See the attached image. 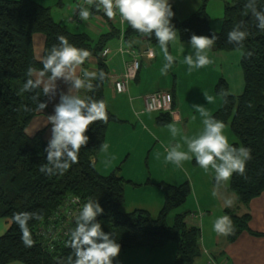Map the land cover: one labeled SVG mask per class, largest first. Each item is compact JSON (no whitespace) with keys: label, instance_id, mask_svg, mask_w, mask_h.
<instances>
[{"label":"trees","instance_id":"16d2710c","mask_svg":"<svg viewBox=\"0 0 264 264\" xmlns=\"http://www.w3.org/2000/svg\"><path fill=\"white\" fill-rule=\"evenodd\" d=\"M209 1L203 0L201 7L183 20L177 17L176 8L172 5L175 13L172 23L184 43L189 42L192 34L211 37L216 31L218 39L213 49L222 51L236 50V46L227 41V33L235 25L243 21V30L249 33L241 59L244 90L240 95H234L230 93L227 81L220 79L216 92L221 97L222 93H227V102L222 97L221 108L212 115L230 125L237 138L234 146L251 150L245 174L234 173L229 185L238 204L247 206L264 193V32L255 26L250 14L244 15L247 0H222L225 6L222 27L218 31L213 29L212 18L207 11ZM257 6L258 10L264 9V0H258ZM38 33L46 37L44 57L53 45L59 43L57 38L64 36L69 43L96 56L98 73L102 71L105 74L103 80H91L93 90L89 91V97L104 100L108 120L90 125L86 132L89 141L86 147L81 148L78 163L72 164L62 175L48 176L39 171V166L46 162L44 149L48 140L44 137L45 130L32 136L27 132L32 120L48 109L37 111V102L32 97L39 93V100L48 101V106L49 98L44 96L42 88L32 92L20 91L29 78L27 69L43 68L35 55L34 35ZM119 34L120 30L114 27L113 31L102 34L94 42L87 33L73 31L57 22L48 6L34 0H0V219L9 223L0 235V264H59L66 261L73 254L71 248L65 246L68 227L62 226L67 221L62 208L69 197H78L84 203L89 199L98 200L104 212L97 221L121 245L114 264H120L121 256L127 250L160 249L170 243L177 245L175 264H196L201 257L202 232L199 227L186 222L188 213H178L170 221V214L184 205L192 192L189 181L180 185L160 184L164 190V204L157 217L141 209L127 213L123 210L125 184L131 181L119 174L120 168L108 176L102 175L94 162L101 151L100 146L105 143L109 125L119 121L107 107L106 88L110 70L106 58L101 56L107 43ZM140 38H146L152 45L158 44L154 36L144 37L126 25L127 43ZM171 94L175 108L174 91ZM24 106L31 111H25ZM158 114L161 124L172 121L169 113ZM22 211L36 212L42 217L29 221L35 241L31 248L23 244L20 229L12 219L14 213ZM225 214L231 217L235 227L234 234L227 236L228 242L234 243L244 232L264 235L250 228L252 215L249 212L238 215L236 210L227 208ZM73 225L69 223V226Z\"/></svg>","mask_w":264,"mask_h":264},{"label":"clouds","instance_id":"9594fccd","mask_svg":"<svg viewBox=\"0 0 264 264\" xmlns=\"http://www.w3.org/2000/svg\"><path fill=\"white\" fill-rule=\"evenodd\" d=\"M258 0H247L244 5V15H251L255 26L264 32V9L257 6ZM89 6L96 11H103L104 15L113 19L119 15L121 22L126 23L131 29L144 37H155L159 48L163 53L165 63L161 73L166 75L174 63V57L169 53V44L180 40L179 31L172 23L175 13L169 0H84L77 5L80 21H88L91 16ZM244 29L241 21L227 33L228 43L234 44L236 50L244 53V41L249 33ZM218 31V30H217ZM214 31L211 35L192 34L189 40L190 52L184 56L183 62L187 70L204 68L213 63L209 56L217 37ZM59 43L53 45L50 52L41 60L42 70L33 67L27 69L29 77L21 88V92H32L43 89V94L49 100L58 93L57 81L62 80L68 85L67 91H59V102L54 104L53 114L47 116V123L51 125V138L44 151L46 162L39 166V171L48 176L62 175L72 164L78 163L79 152L86 147L89 137L86 135L90 125L97 121L107 122L108 113L104 100H96L92 97L82 98L81 89L93 90L92 79L103 80L105 74L83 72L82 77L76 75V68L82 65L89 57L88 50L78 48L69 43L64 36H59ZM250 56L251 53H248ZM35 77V78H33ZM225 98L227 93H222ZM208 104L214 100L212 96L204 93ZM37 102L36 110L42 111L48 107V101H40L39 93L32 97ZM202 118V130L191 137L184 136L183 142L187 150H181V144L175 143L165 147L164 163L173 164L182 168L185 161L193 158L205 173L211 170L217 185L230 181L233 174L243 176L246 163L251 159V150L244 146H234L229 142L225 134L226 125L216 119L203 105L191 106ZM25 111L31 109L24 106ZM195 119V116L193 117ZM167 128L175 138L179 129L175 124H168ZM102 151H107L108 144L102 143ZM159 158V154H157ZM104 209L98 200L89 199L80 208L75 216V227L68 233L65 246L71 248L72 255L59 264H114L119 256L121 245L110 232L106 233L97 221V217L103 214ZM42 217L36 212H16L13 214V222L21 232V240L25 247H33L34 239L29 228V221ZM213 230L220 236L234 234L235 227L231 217L223 215L213 223Z\"/></svg>","mask_w":264,"mask_h":264},{"label":"crops","instance_id":"0c3cea01","mask_svg":"<svg viewBox=\"0 0 264 264\" xmlns=\"http://www.w3.org/2000/svg\"><path fill=\"white\" fill-rule=\"evenodd\" d=\"M34 1L44 6L50 7L53 18L57 22L67 26L71 30H73L71 26H79V28L82 27L83 31L80 32H84L90 35L94 42L97 41L102 34H106L113 31L114 27L120 30L119 36H116L111 39L106 45V47L111 49V53L106 58L110 70V80L106 88V102L108 109L114 115H116L119 121L113 122L109 125L105 140V143L108 144V149L107 151L101 150L94 158V162L98 171L102 175L108 176L113 173L114 170L120 168L121 172L119 170V174L127 181L132 182H129L128 185L125 184V203L123 205L125 212L128 213L137 209H141L148 211L152 216L153 214L149 209L142 208L141 206H139L140 204L138 203L135 205L132 202V204L134 205L133 210H126V204L128 203L127 189L132 188L134 190L133 186L131 185L140 183L137 182L135 173L139 177H145L144 180H146L147 178L149 179L148 175L149 173H151L150 171H148L151 165L149 159L151 156V150L149 149L151 147L149 149L146 148L147 142L152 141L153 143H155V145L157 144L158 146H160L161 142L160 136H157L158 134H156V132L155 134L152 133L153 131L151 130V127H153L156 131V129L159 130L160 126H162L158 122L159 114L157 115L158 117L156 119H153L152 117H148L149 115H146L149 112L145 113L144 111L145 99L149 94H152L159 90H165L170 93H173L174 91L176 102L175 110L180 115V120L178 121L172 119V121L168 124H175L180 130L179 132L184 134L185 130L186 132L189 131V125L191 124V119L194 115V111L191 106L194 104L196 105L199 102V99L196 97L197 95L195 94L194 89L186 90V93L182 94L181 90L179 88H176V85H174L171 89H167L163 88V85H161L160 83H156V85L153 84L154 79L159 75V72L155 70V67L159 61L161 50H159L158 52V50H156V48L153 47L151 43L146 40V38H140L139 40H134L132 43H127L125 37H122V29H126V23L122 25L121 21L119 20L109 19L104 16L102 11H98L99 13H95V8L89 6L91 16L89 17L88 21H81L80 23L76 24L73 22V14L74 10L76 9L78 3H80L81 0ZM169 2L171 3V5H174L176 0H169ZM87 30L93 32L96 35V38L89 34ZM39 34L41 33L34 35V41L36 35ZM180 42L182 41L180 40ZM126 45L134 46L138 50L141 60V69L137 78L129 83L128 91L126 93L120 94L115 89V81L124 73L126 63L128 60L131 59V56L128 53L124 54L121 52V49ZM146 50H151L153 56L148 57V55H145L144 52ZM214 50L216 49H212V51L210 52H214ZM210 52L209 56L210 54H213ZM145 64H148L149 66L147 67L145 66ZM84 71H87L89 73H98V64L96 56L89 55L85 62L76 68V75L82 77ZM191 75L198 76V74L195 72ZM201 78L202 80L204 79L202 76ZM162 79L163 83L168 84V81L165 77H162ZM67 88L68 85L65 84L62 80L57 81L58 93L54 98L56 102H52L53 99L49 100L48 109L41 112L32 120L31 124L27 128V132L29 135L32 136L37 134L41 130H45L44 137L46 138V140L49 141V139L51 138V125L47 123V116L53 114L54 104L59 102V91H67ZM81 91L82 89L80 90V93ZM83 97H89V90L84 89ZM141 114H144V118H141ZM167 132H169L168 128ZM165 143L168 144V146H171L175 144L176 141L174 138H170L166 142H163L161 147H158V152L162 155L157 158L156 154V156L154 157L153 164L161 165L169 169V171L174 173L176 177L174 176L173 178L174 182L172 180H168L167 182H169L171 185H180L184 183L185 178H188L186 175H179L178 173L179 169H181L184 173L185 163L183 164L182 168H178L171 163L165 164ZM143 152H146V154L143 155ZM143 169H145V176H143V174H138ZM154 182H156V184L159 183L155 180ZM227 195L221 198L223 207V212L221 215H226L225 209L227 208H238V215H243L249 212L252 215L250 228L253 231L261 232L264 234V224L261 222V217H263L264 221V193L260 197L252 200L250 205L247 207L239 206L236 196L234 201L230 193H228ZM260 202L262 203V205L260 204L261 211L259 212V214H256L254 209L252 213L250 206H254V204H259ZM162 203L164 204V198L162 199ZM199 203H201V200L199 201ZM187 213L188 216L186 217V222L191 226H197L201 229L203 237L201 236L200 244L201 248L204 247V249L202 248V253L205 254L207 260L208 255L211 254L207 246L211 248V244H214L213 240H210L207 237V231H209L213 235H216L217 241H220L218 237L224 238V240L222 238L221 245L225 248H219L221 245L219 246L218 242L216 248L218 253L225 254L224 257H226V262L228 264H246L247 260V264H264V235L254 236L249 232H244L234 243H230L227 240V236L225 237L217 235V233L213 230V223L215 219L211 218L210 216H203L202 219H200L199 214H197V212ZM8 226L9 223L7 222V220L0 219V235L5 232ZM172 244L173 243H170L166 247L160 249L136 248L127 250L122 254L120 264H150V261L153 259L157 261V263L161 261V264H175L177 257V245ZM214 257L217 258V256L215 255ZM11 264L22 263L15 262Z\"/></svg>","mask_w":264,"mask_h":264},{"label":"rangeland","instance_id":"374dc122","mask_svg":"<svg viewBox=\"0 0 264 264\" xmlns=\"http://www.w3.org/2000/svg\"><path fill=\"white\" fill-rule=\"evenodd\" d=\"M203 0H176L174 3V6H176V15L179 19L183 20L191 16L196 10H198L202 5ZM224 2L222 0H210L208 2L207 11L209 15L212 18V27L215 30H220L223 23V18L225 14L224 9ZM74 31H83L82 27L79 28V26H71ZM89 34H91L94 38H96V35L93 32H90L87 30ZM45 37L43 34L36 35L35 37V55L38 59L44 58V41ZM152 45V44H151ZM156 48V50H160L159 45H152ZM190 45L180 42V40L172 42L171 46L169 47V53L175 58L174 63L172 67L168 70V73L166 75L161 74V68L163 64L165 63L163 53L160 52V58L159 61L155 67V70L159 72L158 77H156L153 81V84L156 85V83H160L163 85V88L171 89L174 85H176V88L181 90L182 94L186 93V90L194 89L196 97L199 99V102L196 105H203L206 107V109L210 112L211 115H213L216 111H218L222 106V97L217 94L216 92V85L220 81V79H224L227 81L229 85V91L230 93L234 95H240L244 90V77H243V70L241 66V59L242 55L241 52L234 50V51H222V50H214V52H210L213 54H210V58L213 60V63L200 69L193 70L191 73L187 70V65L184 64L183 59L184 56H186L190 52ZM145 66H149L148 64H145ZM197 73L198 76L191 75L192 73ZM201 76L204 78L202 80ZM162 77H165L168 81V84L163 83ZM154 86V85H153ZM152 86V88H153ZM86 89V88H85ZM159 91H165V90H159ZM84 89H82L80 95L83 97ZM204 93H206L209 96H212L214 98L213 102L211 104H208V102L205 99ZM108 96V95H107ZM52 102H56L53 98ZM194 111V109H193ZM144 113V112H143ZM148 113V112H145ZM148 117H152L153 119H156L158 116V113L156 112H149ZM141 118H144V114H141ZM195 119H191V124L189 125V131L182 134L178 133V135L174 138L176 143L181 144V150H187V146L183 142L184 136H194L198 134L202 128V118L199 116L198 113L194 111ZM159 122V121H158ZM170 123V122H169ZM160 129L155 131L153 127L152 133L158 134L157 136H160L161 142L160 146L152 141H148L146 144V148L150 149V171L149 173V179L146 180L145 177H139L135 173L137 182H140L133 186L134 190L132 188L127 189V201L126 204V210L130 211L133 210V204H140L144 209H149L152 212L153 217H157L159 213L161 212V209L163 207L162 199L164 198V190L160 186L161 183L169 184L167 182L168 180H174L175 174L169 171V169L161 166V165H155L153 164L154 157L156 154H160L158 152V147H161L163 142H166L170 138H173L170 132H167V124H161L159 122ZM225 134L227 135L229 142L233 144L237 141V138L235 137L234 133L231 130V127L229 124H225ZM168 135V136H167ZM153 144V145H152ZM165 146H168V144L165 143ZM145 149V150H147ZM149 152V151H148ZM146 152H143V155H145ZM194 163L192 164L191 163ZM185 167H184V173L181 169H179V175L184 174L188 178H185V182L189 181L192 192L190 196L188 197L186 203L182 205L181 207L175 209L170 214V221L173 220L176 214L178 213H185V212H197L199 214V218L202 219L203 216H210L213 219H217L218 217L222 216L223 207H222V200L221 198L228 193H230L233 197V200L235 201V193L232 192L229 189V185L231 182H223L219 185L216 184L214 180V173L209 170L208 173H205L203 169L199 167L195 163V159L193 158L190 161H185ZM118 170V168L116 169ZM120 170V169H119ZM115 171V170H114ZM121 172V170H120ZM145 176V169L141 170L140 173ZM173 174V175H171ZM129 175V174H128ZM176 177V176H175ZM179 177V176H177ZM172 178V179H171ZM157 181L159 182L156 184ZM194 180V181H193ZM164 181V182H163ZM174 182V181H173ZM180 182V180H179ZM129 183V182H128ZM126 183V185H128ZM173 185V184H172ZM228 197V195H227ZM152 198V199H151ZM201 200V203L199 201ZM133 202V204H132ZM260 202L259 204H254V206H250L252 213L253 209L256 212V214L261 211L260 208ZM241 207H247L245 205H240ZM124 210V208H123ZM236 212H238V208H234ZM199 219V220H200ZM261 222L264 224L263 217H261ZM203 237V234L201 235ZM207 237L210 240H213L214 244H211V248L207 246L209 249V252L211 254H214L217 256V260L221 263H226L227 259L225 254L218 253L217 252V242L218 245H221L222 238L218 237L220 241H217L216 235H213L209 231H207ZM204 239V238H203ZM224 240V238H223ZM172 245H176L173 243ZM204 249V247H202ZM219 248H225L222 245ZM209 254V256H214ZM222 254V255H221ZM216 258V257H215ZM207 258L205 254L202 253L201 257L197 259L196 264H206ZM248 260L246 261L247 264ZM150 264H161V261L157 263L154 259L150 261Z\"/></svg>","mask_w":264,"mask_h":264},{"label":"built area","instance_id":"2783aa9c","mask_svg":"<svg viewBox=\"0 0 264 264\" xmlns=\"http://www.w3.org/2000/svg\"><path fill=\"white\" fill-rule=\"evenodd\" d=\"M83 3L84 0H81L80 3L78 4H83ZM113 19L121 21L119 15H117ZM73 22L76 24L81 22L79 20L77 7L74 10ZM121 23L122 25L125 24L124 22ZM122 37H125V30L123 29H122ZM121 52L124 54L128 53L131 56V59L128 60L126 63V68L124 73L115 81L116 91L120 94H123L128 91L129 83L137 78V75L141 68V60H140V54L138 53V50L134 46L126 45L121 49ZM110 53H111V49L105 47L103 52L101 53V56L103 58H107ZM144 54L148 55V57L153 56L151 50H146ZM144 111L156 112V113H169L172 119L178 121L180 120V115L175 110L173 105V96L168 91H156L152 94H149L145 99ZM83 204H84L83 200L78 197H69V199L65 201L62 211H64L67 215V221H64V224H62V226L68 227L67 233H69V231L72 228H74L73 226H75V216L78 214ZM69 223H73L74 225L69 226ZM207 264H228V263L227 262L221 263L214 256H209L207 260Z\"/></svg>","mask_w":264,"mask_h":264}]
</instances>
